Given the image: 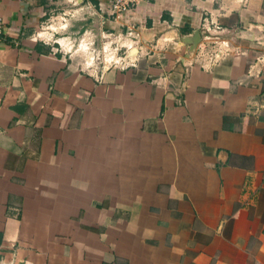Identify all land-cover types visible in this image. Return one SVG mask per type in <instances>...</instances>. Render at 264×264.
<instances>
[{
	"label": "crops",
	"instance_id": "crops-1",
	"mask_svg": "<svg viewBox=\"0 0 264 264\" xmlns=\"http://www.w3.org/2000/svg\"><path fill=\"white\" fill-rule=\"evenodd\" d=\"M112 1L65 0L137 37L100 72L41 32L59 0H0V264H264V47L238 35L264 0Z\"/></svg>",
	"mask_w": 264,
	"mask_h": 264
},
{
	"label": "built area",
	"instance_id": "built-area-1",
	"mask_svg": "<svg viewBox=\"0 0 264 264\" xmlns=\"http://www.w3.org/2000/svg\"><path fill=\"white\" fill-rule=\"evenodd\" d=\"M153 0H113L110 9V17L113 20L119 21L126 15L128 10L139 3L150 2ZM5 27L0 17V39L5 34ZM201 34L202 39L206 43L207 52L210 53L211 61H216L219 59L221 54L228 50V44L225 40L220 38L221 30L218 24L215 22L204 20L201 26ZM102 57L98 60L101 62L98 64L93 63L94 59L90 60L89 66L91 68L97 69L100 68V72L103 70H125L127 68L134 67L137 61V55L130 54L133 50L138 51L140 50V45L137 40V37H134L133 33H105L102 34ZM62 40H66V38H62ZM85 42V39H82L80 43ZM57 44L61 47L60 41H57ZM89 44V43H86ZM115 45L113 49L111 46ZM121 49L124 51L120 52ZM121 54L118 56L117 54ZM136 53V52H135ZM93 58V57H92Z\"/></svg>",
	"mask_w": 264,
	"mask_h": 264
},
{
	"label": "rangeland",
	"instance_id": "rangeland-1",
	"mask_svg": "<svg viewBox=\"0 0 264 264\" xmlns=\"http://www.w3.org/2000/svg\"><path fill=\"white\" fill-rule=\"evenodd\" d=\"M57 4L54 11L45 14L41 32H50L52 34L51 40L60 41L61 47L58 44L55 47L61 53L66 52L73 55L83 63L86 60L89 64L92 59H94L93 63H100L101 61H96V58L100 56L99 59H101L104 42L101 34L98 39L94 26L92 27V13L85 8L84 4H82L81 10L79 7H72L65 3V0H59ZM95 9L97 10V8ZM104 32L107 33L108 31L105 30ZM62 38H66V40H62ZM82 39H85L86 43L89 44L80 43ZM114 47L115 45H112L111 49ZM122 51L124 49H121L120 52ZM117 55L120 56L121 54Z\"/></svg>",
	"mask_w": 264,
	"mask_h": 264
},
{
	"label": "water",
	"instance_id": "water-1",
	"mask_svg": "<svg viewBox=\"0 0 264 264\" xmlns=\"http://www.w3.org/2000/svg\"><path fill=\"white\" fill-rule=\"evenodd\" d=\"M73 2L76 5H80L83 0H73ZM97 30V29H96ZM255 31H257L258 35H255ZM98 33V39L100 37V33L99 30L96 31ZM239 38L244 39V40H251L253 42H256L258 45L263 46L264 47V26L263 25H250L248 28L246 29H242L239 31ZM196 40L199 39V33L197 32L195 34V38ZM135 50H133L130 54H135Z\"/></svg>",
	"mask_w": 264,
	"mask_h": 264
}]
</instances>
